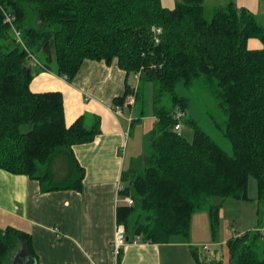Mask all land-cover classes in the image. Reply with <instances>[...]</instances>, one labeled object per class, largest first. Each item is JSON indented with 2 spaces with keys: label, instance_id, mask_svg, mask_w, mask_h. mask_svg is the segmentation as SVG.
<instances>
[{
  "label": "trees",
  "instance_id": "trees-1",
  "mask_svg": "<svg viewBox=\"0 0 264 264\" xmlns=\"http://www.w3.org/2000/svg\"><path fill=\"white\" fill-rule=\"evenodd\" d=\"M204 1L176 0L169 9L161 0H0V168L38 180L44 192L81 190L85 172L72 147L92 141L100 121L88 128L80 116L68 127L63 94L33 92L30 84L42 71L72 82L85 59H117L128 74H139L131 129L148 114L149 86L155 118L142 154L123 176L121 195L134 204L118 206L117 221L128 241L188 240L192 216L202 210L215 232L227 200H254L250 177L258 183L264 226V23L235 1L207 18ZM156 27L162 28L159 42ZM251 37L262 47L250 49ZM133 91L127 85L115 104ZM197 91L216 98L224 121L211 117L231 153L188 116ZM178 110L187 112L182 120ZM180 121L193 127L192 138L175 130ZM22 245L36 258L33 264H41L31 235L0 228V264H10ZM227 247L229 264H264L258 231L231 237ZM192 253L196 264H223L197 247Z\"/></svg>",
  "mask_w": 264,
  "mask_h": 264
},
{
  "label": "crops",
  "instance_id": "crops-1",
  "mask_svg": "<svg viewBox=\"0 0 264 264\" xmlns=\"http://www.w3.org/2000/svg\"><path fill=\"white\" fill-rule=\"evenodd\" d=\"M230 1L247 8L264 23V0H205V10H214ZM161 2L169 9L176 5V0ZM248 47L259 49L262 44L251 37ZM136 74H128L120 68L117 59L111 63L85 59L72 82L50 71L34 76L30 84L33 92L60 91L63 94L68 127L80 116L88 128L100 121V133L92 141L72 147L85 172L81 190L44 192L38 180L0 168V228L14 227L31 235L41 264L197 263L192 247L202 248L196 246L200 239L193 243L179 238L166 243L138 240L128 242L118 258L112 254L119 223L117 207L126 205L119 184L125 186L124 173L130 170L136 158L128 156L125 149L132 135L131 123L138 114L135 103L117 105L115 99L124 95L127 85L136 92L139 82ZM125 133H129L127 137ZM254 210V218H257V204ZM191 228L192 234L208 238L205 232L200 234L194 222ZM214 243L217 244L215 239ZM176 248L179 252L184 250V257H179L183 259L181 262L177 260Z\"/></svg>",
  "mask_w": 264,
  "mask_h": 264
},
{
  "label": "rangeland",
  "instance_id": "rangeland-1",
  "mask_svg": "<svg viewBox=\"0 0 264 264\" xmlns=\"http://www.w3.org/2000/svg\"><path fill=\"white\" fill-rule=\"evenodd\" d=\"M206 17L211 18L213 10L207 9L205 11ZM42 54L39 53L38 57L41 58ZM134 78V84L136 83ZM147 95V107L148 114L143 118L140 124H136L132 130V135L129 138L127 155L140 156L143 151V142L147 132L155 124V118L153 116V107H152V88L148 87L145 92ZM191 100V107L188 110V116L193 118L200 126L203 128L218 144H220L225 150L229 153L232 152L231 145L229 141L224 137L222 131L215 125L213 118L211 117L212 113H215L216 120L219 123L224 121V114L216 104V98L211 95L208 91H197ZM138 110L137 106L135 111ZM182 135L190 139L193 135V127L190 124H185L182 129ZM249 197L254 199L253 201H237V200H227L224 203L219 223L216 226L215 232L212 231L211 219L208 210H202L196 212L192 216V222L197 226V230H200V234L205 232L208 235V238H203V236H197L195 233L192 234V228L190 232V238L187 240L184 238L185 242L193 243L197 242L200 239L196 246H203L204 244H209L210 252L204 251L203 248H200L201 255L205 256L208 254V257L215 259L223 260V264H229V250L227 247V241L231 237H238L246 233L247 231L255 230L259 227L258 217H255L256 210L254 207L257 204L258 199V183L256 178L250 177L249 180ZM203 234V233H202ZM205 236V235H204ZM214 239L217 242L214 243ZM192 241V242H191ZM193 246V245H192ZM177 249V260L178 262L183 261L179 257H184V250L179 252L180 249ZM189 251V247H187ZM203 249V250H202Z\"/></svg>",
  "mask_w": 264,
  "mask_h": 264
},
{
  "label": "built area",
  "instance_id": "built-area-1",
  "mask_svg": "<svg viewBox=\"0 0 264 264\" xmlns=\"http://www.w3.org/2000/svg\"><path fill=\"white\" fill-rule=\"evenodd\" d=\"M8 22H13V18L11 16L8 15L7 20ZM162 33V28L161 27H156L155 28V40L156 42L160 41V34ZM18 39L20 40V34L18 33ZM136 77H139V74H136ZM136 101V96H135V91L131 94H129L124 102L125 106L128 105H133ZM117 111H119V108H117ZM187 112L186 111H182V110H178L175 113V117L182 120L184 117H186ZM183 123L180 121L175 125V130L179 133H182V129H183ZM129 133H125L126 137L128 136ZM123 186L119 184V189L122 190ZM123 201L125 203L128 204H132L133 200L130 197H126L123 199ZM255 231L260 232L262 235H264V226H259L257 229H255ZM127 233H126V228L125 225L122 223H118L116 230H115V235H114V239L112 242V254L118 258L121 254L122 249L128 244V239H127ZM138 241V240H135ZM202 248L208 252H210V246L209 244H204L202 246Z\"/></svg>",
  "mask_w": 264,
  "mask_h": 264
},
{
  "label": "water",
  "instance_id": "water-1",
  "mask_svg": "<svg viewBox=\"0 0 264 264\" xmlns=\"http://www.w3.org/2000/svg\"><path fill=\"white\" fill-rule=\"evenodd\" d=\"M146 160H144V163ZM129 240V237H127ZM35 263V258L31 255L29 249L26 245H22L20 249L13 256L11 264H33Z\"/></svg>",
  "mask_w": 264,
  "mask_h": 264
},
{
  "label": "bare ground",
  "instance_id": "bare-ground-1",
  "mask_svg": "<svg viewBox=\"0 0 264 264\" xmlns=\"http://www.w3.org/2000/svg\"><path fill=\"white\" fill-rule=\"evenodd\" d=\"M122 186H123V185H122ZM123 188H124V187H123ZM123 188H122V189H123ZM125 198H126V197H125ZM130 198H131V197H130ZM131 199H132V198H131ZM132 200H133V199H132ZM123 202H124V201H123ZM125 204H126V205H132V204H134V200H133V203H132V204H128V203H125ZM19 249H20V248H19ZM19 249H18V250H19ZM18 250H17V251H18ZM17 251H16V252H17ZM15 254H16V253H15ZM15 254H14V255H15ZM14 255H13V256H14ZM13 256L11 257V261H12ZM33 257H34V256H33ZM34 258H35V257H34ZM35 261H36V258H35ZM10 264H11V263H10Z\"/></svg>",
  "mask_w": 264,
  "mask_h": 264
}]
</instances>
